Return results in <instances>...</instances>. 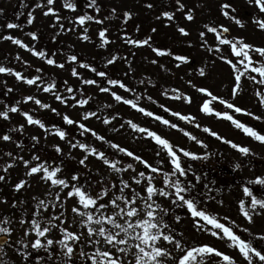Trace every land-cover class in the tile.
Wrapping results in <instances>:
<instances>
[{
    "label": "snow or ice",
    "instance_id": "6c2138e0",
    "mask_svg": "<svg viewBox=\"0 0 264 264\" xmlns=\"http://www.w3.org/2000/svg\"><path fill=\"white\" fill-rule=\"evenodd\" d=\"M246 2L257 10L251 17L253 25L258 31L264 32V0H246ZM55 3L56 0H37L32 10L27 12V23L29 25L34 23L35 8L44 9L43 14L45 16L49 14L53 16V24L50 26L58 29L56 36L77 31L82 41L92 42L99 49L105 50L107 55L102 58L103 69L98 68L93 62L81 59L76 53L68 54L65 56L64 62H58L54 58L56 53L50 55L46 49L37 50L34 44L30 45L10 33H0V39L11 41L13 44L32 53L35 57L45 61L49 66H55L61 70H64L66 65L69 66L68 71L71 77L77 78L80 85L95 87L98 93L110 96L111 101L100 102L98 95L89 94L84 87L69 86L67 80L58 82L52 76L46 75L44 69L40 67L35 69V75L28 76L12 67L0 65V74L14 75L18 81L34 86L38 92L51 94L56 101L66 107L81 108L82 114L79 119H74L67 113H61L58 108L53 107L50 103L42 101L38 95L23 97V102H32L39 109L49 110L60 116L63 124L75 126V132L83 139L70 134L64 127L46 123L35 112L21 108L20 100L15 101L11 106L5 104L4 109H0V118L10 120V113L22 114L27 125L38 126L43 131L45 139L48 135H56L60 140L66 141L70 148L81 150L84 155L79 160L80 165H85V161L88 160L89 156H92L98 158L106 166V171L112 175L106 176L97 170L95 175L98 179L93 181L90 179L91 170L84 176L79 171H75L69 179L61 175L63 160L57 162V160L42 159L35 151L31 153V159H25L23 155L13 154L11 151L7 152L6 155L10 160L3 165V172L7 173L8 169L14 166L18 160L25 167L26 178L38 174L49 189L45 195L50 199L32 197L35 204L30 218L26 219L22 216L17 221L21 226L27 224L25 236L30 232L35 233L36 236L35 241L31 245L25 243L24 248L28 249L30 246L31 249L50 251L51 247L56 244L60 248L58 255L53 254L55 255L56 264H74V258H78L81 264H238L235 257L219 250L209 242L188 244L183 241V232H177L174 224L181 223L184 216H187L192 220V228L195 233L208 234L224 243L229 249L238 250V254L245 264H264V247L254 245V241H264V231H253V228L257 227L256 217L264 216V196L258 197L255 194L256 191L264 193V187H261L264 186V178L257 177L256 180H249L247 185L243 187V193L246 197H250V202L246 203L245 199L238 201L239 213L242 214L248 225L241 226L231 216L220 215L204 206L208 201L215 199L212 189L209 185H205V191L196 190V185L200 182L201 176L196 174L191 163L184 165L180 155L191 158L192 161H197L207 160L211 155L210 153L205 152L203 156H199L183 147L174 146L169 139L156 131L142 126L131 118L125 119L121 113L115 111V105L128 106L148 118H153L163 125L178 130L206 149L208 145L198 139L196 135L187 132L185 128L180 127L179 123L165 118L166 114L171 113V116L176 117L178 121L191 124L195 117L182 115L180 111H172L163 104H160L159 107L163 109L164 114H157L142 105L141 102L144 100L156 103L152 95L149 94L146 97L144 95V91L148 89L149 85L163 96L167 97L171 93L173 100H186L189 104L193 100L191 96H185L178 89H169L160 85L159 82L152 79L153 74L137 78V69L134 67L137 55L135 49L145 46L150 49L154 55L144 57V59L149 64L155 65L163 73L173 71L164 62L166 58L177 62L175 63L176 69L187 66L185 75L195 73L199 77L206 78L208 65L201 62V65L197 66L190 53H177L171 45L160 46L151 34L139 37L136 35L140 32L141 26L139 24L135 25L134 33H129L127 25L136 15L130 9L121 12L116 6H111L106 14L102 16L104 6L99 3V0H87V7L92 12L85 11L75 17H64L54 7ZM22 6L27 7L28 5L24 3ZM145 7L153 9L155 5L146 2ZM197 7L201 13H205L206 10L210 11L208 0H202ZM62 8L76 12L78 10V0H63ZM177 11L181 12L183 18L189 23L196 22L198 15L196 8L186 6L182 0H174V4L166 5L165 9L156 16V20L164 21L165 27L174 26L180 37L188 38L191 36V30L176 18ZM219 11L224 18L233 22L240 29L246 28L245 21L237 14V8L228 0H222L219 4ZM3 12L4 9L0 8V15ZM18 15H24V13L20 12ZM113 17L121 20L115 35L119 37L123 44L134 49L131 51L130 56L122 55L119 50L108 52L109 46L116 43V40L111 38V29L105 26V22L111 21ZM65 20H67L68 26L65 25ZM90 22L101 26L98 29L95 41L92 40L89 34ZM5 26L7 29L22 28V25L14 22L0 25V28ZM157 31L156 27L151 28V33L154 34ZM209 34L214 35L213 45H210L207 39ZM26 35L32 41H38L36 31H30ZM178 43L188 48L198 46L218 57L222 63L230 66L233 77V86L229 91L230 99L213 95L208 86L197 85L191 79L187 81L188 85L197 92L207 93L212 100H219L226 109L218 111L214 107H210V101H204L202 103L203 113L230 121L236 129L242 130L249 137L264 143V134L234 118V115L230 114L229 111L234 110V113L247 112L245 108L234 103L243 88L242 77L254 84L264 86V44L249 42L245 36H234L229 25L217 23L213 20L202 22L197 30V40L195 42L191 39H180ZM225 48L229 49V55L224 54ZM15 59L21 61L22 57L17 53ZM120 61L127 66V71L121 75L126 79H135L139 87L129 85L126 79H122L120 76L114 77L110 74L108 71L109 66H113ZM22 62L24 65L32 67L29 61L24 60ZM212 63L214 64L215 61L213 60ZM80 68L90 71L95 78H86L79 71ZM59 83L64 85V92L67 95L60 91ZM117 89L123 90L128 95L120 94ZM6 91L12 92L14 89L7 87ZM255 95L258 102L264 105V87L257 90ZM89 105L91 106L87 107ZM247 114L253 115L251 112H247ZM117 117L124 119V123L120 124L119 128L113 124ZM91 119H95L105 126H110L114 132L128 127L134 132L142 134L145 139L154 141L161 150L156 153L157 157L161 155V152H165L170 170H164L165 160H159L160 166H156L144 159L142 155L96 131L88 124ZM255 119L261 120L264 117L255 116ZM195 126L197 128L201 127L199 124ZM23 130V124L18 127L13 126L8 132L0 135V140L15 142L17 148H22V142L15 141L9 132L22 133ZM203 131L229 144L233 149H238L245 156L251 151L249 147H242L239 143L226 139L225 136L209 127L203 128ZM89 134L100 144L89 142L87 140ZM31 139L34 142L32 147L35 148L36 144L40 142V137L33 135ZM102 145H107V149L101 150ZM52 147L58 155L64 154L59 144ZM68 155L70 157L71 153H68ZM124 157L131 158V162H125ZM137 164L141 165L142 168L138 169ZM240 167V163L235 164L236 169ZM126 173H129L127 178ZM189 173L196 177L195 183L187 179ZM157 174L161 175L162 186L155 183ZM26 178L20 179L13 186L14 189L18 191L23 187L30 186ZM5 179L6 176L0 174V181H5ZM133 185L143 188V191H138L137 187ZM94 186H96L95 191L93 190ZM161 197L168 199L171 206H164L159 200ZM70 198H78L70 209L73 214L71 220L68 219L67 212L69 210L66 208V201ZM3 202H7L6 198ZM18 203L23 202H14L13 207H16ZM219 203L223 205L224 201L220 200ZM50 208H59L61 211L45 215L44 213L48 212ZM177 208L184 210V216L180 214L173 215L174 209ZM170 216H172L171 220L169 219ZM77 218L79 220V232H73L64 226L66 223L75 224ZM11 223V217H0V236L4 237V242L0 243V252H3L5 246L9 243L12 232L11 227L4 225H10ZM53 229H59L63 234V238L55 241L48 238L47 234ZM242 234H247V236L245 237ZM41 238H44V241ZM77 246H79V251H76ZM30 255L29 251H25L23 259L28 260ZM53 255H49V261L53 260ZM40 264H44L43 257L40 258Z\"/></svg>",
    "mask_w": 264,
    "mask_h": 264
},
{
    "label": "rangeland",
    "instance_id": "374dc122",
    "mask_svg": "<svg viewBox=\"0 0 264 264\" xmlns=\"http://www.w3.org/2000/svg\"><path fill=\"white\" fill-rule=\"evenodd\" d=\"M18 1L19 0H0V8L4 9L3 14L0 15V25H6L8 22H10L5 19L6 14H8L18 5ZM62 2L63 0H56L54 5V7L59 10L61 16L75 17L85 11L92 12V10L87 7V0H78V10L76 12L62 8ZM146 2L153 3L155 7L153 9H148L145 7ZM182 2L188 7L196 8L198 13L196 22L189 23L183 18L181 12H176V18L180 21V23L191 30V36L188 38L180 37L175 31L174 26L165 27L164 21L156 20V16L165 9L166 5L174 4V0H99V3L104 6V11L101 13L102 16L106 14L107 10L111 6H116L121 12L125 9H130L134 12V14H136L134 15L133 20L127 25V31L129 33H134L135 25L139 24L141 26L140 32L136 34L139 37H145L146 35L151 34L153 35V39L160 46L171 45L177 53H190L193 56L197 66H200L201 62H204L208 65L206 78L199 77L195 73L185 75L187 66H182L180 69H176L175 63L177 62L166 58L164 62H166L167 66L173 71L170 73H163L155 65L149 64L148 61L144 59V57H151L154 55L150 49H148L146 46L135 49L137 55L135 57L134 67L137 69V78H142L145 75L153 74L152 79L159 82L160 85H163L165 88L169 89H178L180 92H183L185 96H191L193 100L191 104H189L186 100H173L171 98V93L167 97L163 96L159 91L149 85L148 89L144 91V95L145 97L149 94L152 95L156 103L144 100L141 102L142 105L146 106L148 109L156 112L157 114H164L163 109L159 107L160 104H163L172 111H180L182 115H190L195 117V120L189 124L188 122H179L176 117L171 116V113H168L165 116V118L171 120L172 122L179 123L180 127L185 128L187 132L196 135L198 139L206 143L208 147L206 149L203 148L201 144L191 140L188 136H185L178 130L163 125L153 118H148L137 111L130 109L128 106H124L123 104L115 105V111L121 113L125 119L131 118L135 122L140 123L142 126L156 131L158 134H161L163 137L169 139L174 146L183 147L186 150L195 152L199 156H203L205 152L210 153L213 155V159L217 163H220L223 160L226 167H228V171H230L228 175L225 176H221V174H219L215 175L217 178H214L213 174L205 171L206 168L200 169L197 166L193 168L196 174L201 176V179L206 178V185L214 188L213 196L215 199L208 202L209 209L220 215L226 214L231 216V218L236 220L237 224L241 226H248L242 214L239 213L238 201L240 199H245L246 203L250 202V197H246L243 193V187L247 185L249 180H256L257 177L264 178V143L256 141L254 138L243 133L242 130L236 129L230 121L209 116L208 114L203 113L202 103L204 101H210V107H214L218 111H224L226 109L219 100H212L211 97L207 95V93L197 92L190 85H188L187 81L191 79L197 85L208 86L213 95L230 99L229 91L233 86V77L230 66L222 63L218 57L208 53L198 46L195 48H188L179 44L178 41L180 39H191L195 42L197 40L198 28L201 26L202 22L209 20L229 25L234 36H245L249 42L255 44H264V32L258 31L255 25H253L251 17L256 13L257 10L254 7L248 5L246 0H228L229 3L237 8L238 16L245 21V29H240L233 22L228 21L221 15L219 11V4L222 2V0H208L210 11L206 10L205 13H201L200 9L197 7V5L202 2V0H182ZM27 3H29L28 0ZM36 3L30 4L31 7L29 8V11L32 10ZM43 13L44 9L35 8V21L33 24L29 25L27 23V14H25L21 22L22 28L7 29L5 26L0 28V33H10L13 36L21 38L24 42L29 43L30 45L34 44L37 50L44 49L40 46L41 42L37 43L36 41H32V39L26 35V33L30 31H36L40 41H42L44 38H48V40H50L53 44V48H56L54 50L51 48L46 50L50 55L52 53H56L54 58L58 62H64L66 55L76 53L81 59L93 62L98 68L103 69L102 58L107 55L105 50L99 49L92 42L82 41L77 31L67 32L56 36L58 29L50 26L53 24V16L51 14L45 16ZM64 23L66 26H68L67 20H65ZM120 24L121 20L117 19L116 17H113L111 21L105 22V26L110 27L111 29V38L116 40V43H113L109 46L108 52L119 50L122 55L130 56L131 51L134 49H132L131 46L123 44L119 37L115 35L117 32V27ZM100 27V25L90 22L89 34L93 41L97 39V32ZM152 27H156L158 30L154 34L151 33ZM207 39L210 45L214 44L213 34H209ZM17 53H19V55L22 57L21 61H17L15 59ZM224 54L229 55L228 48L224 49ZM230 58L235 59L234 57ZM24 60L29 61L32 67L24 65L22 62ZM213 60L215 61L214 64L212 63ZM0 65L12 67L28 76L35 75V69L40 67L44 69V73L46 75L52 76L53 78L57 79L58 82L67 80L69 86L84 87L85 91L89 94L98 95L100 102L111 101L110 96L98 93V90L95 87L80 85L77 78L71 77L68 71L69 66L66 65L64 70H61L55 66H49L45 61L35 57L32 53L13 44L9 40L0 39ZM79 71L86 78H95L94 74H92L90 71H86L83 68H80ZM108 71L114 77L120 76V78L126 79L121 75L123 72L127 71V66L122 61L117 62L113 66H109ZM126 82L129 85L139 87L136 84L135 79H126ZM242 83L243 88L238 94L234 103L239 107L245 108L247 112H251L253 115L250 116L247 114V112L234 113V110H229L230 114H233L234 118L239 119L242 123H246L248 126L254 127L257 131H260L261 134H264V119H255V116L264 117V105H261L258 102V98L255 95L256 91L264 86L254 84L245 77H242ZM0 86L14 89L12 92H7L11 95H9V106L13 105L15 101L20 100L21 108L35 112L46 123L52 124L56 114L50 112L49 110L39 109L38 106L32 102H23V97L27 95H38L42 101L50 103L53 107L58 108L61 113H67L74 119H79V116L82 114L81 108L66 107L56 101L51 94L38 92L34 86H29L22 81H18L14 75L0 74ZM58 87L63 94L67 95V93L64 92V85L62 83H59ZM117 91H119L122 95H128V93L124 92L123 90L117 89ZM90 106L91 105L87 107ZM4 107V104L0 103V109H4ZM10 117V120L0 118V135L4 134V131L8 132L13 126L18 127L19 125L23 124L24 130L22 133L9 132V134L14 137L15 141L22 142L23 147L17 148L15 142H5L0 140V151H3L0 153V174L6 176L5 181H0V217L9 216L12 218V223L10 225H4L11 227L12 232L9 237V243L5 246L4 251L0 252V258L2 260V264H5V262H7V264H29L31 260L23 259V255L25 251H30L31 247L29 246L28 249H25L23 245L25 243L31 245V243L35 241L36 236L35 233L31 232L25 236L24 233L25 229L27 228V224L21 226V224L17 221L22 216L26 219L30 218L35 204V201H33L32 197L35 196L41 199H50L45 195L49 189L48 185L40 179L38 174H34L33 176L26 178L25 167L18 160L15 162L14 166L8 169L7 173L3 172V165L10 160L6 153L11 151L13 154L23 155L25 159H31V153L34 151V148L32 147L34 142L32 141L31 137L36 135L40 137V142L39 144H36L35 150H37L36 152H38L40 156L43 155V158L41 157L42 159L57 160V162L63 160L64 164L63 172L61 173L62 176L68 177L70 179L72 173L75 171H79L82 176H84L85 174H88L89 170H91L90 179L94 181L98 179V177L95 175L97 170L106 176L112 174L106 171V166H104L98 158L92 156H89L88 160L85 161V165H80L79 160L84 155L81 150L70 148L66 141L60 140L56 135H48L45 139L43 131L39 129L38 126L27 125L25 117L22 114L10 113ZM122 123H124V119H121L120 117H117V119L113 121V124H115L117 128H119V125ZM88 124L90 127L94 128L101 134L106 135L114 142L128 147L135 153L142 155L144 159L154 163L156 166H160L158 163L159 160H165V165H163L164 170H170V165L166 159V153L161 152V155L157 157L156 153L161 150L154 143V141L145 139L142 134L134 132L128 127L114 132L111 130L110 126H105L95 119L89 120ZM196 124H199L201 127L197 128L195 126ZM205 127H209L212 130L217 131L220 135L225 136L226 139H231L233 142L239 143L242 147H249L251 150L250 153L247 156L241 154L238 149H233L229 144H226L223 141L212 137L210 134L205 133L203 131V128ZM68 132L77 136V138H81L79 137V134L76 132L74 133V131ZM87 140L92 143L100 144V142L95 141V138L91 137L90 134L88 135ZM55 144H59L61 146L64 153L63 155H58L55 152V149L52 147ZM104 149H107V145H102L101 150ZM68 153H71L70 157ZM180 155L184 165L190 163L191 158H185L182 156V154ZM124 160L125 162H131V158L124 157ZM236 163L241 164L239 169L235 168ZM137 168L141 169L142 166L137 164ZM128 175L129 173L125 174L126 178ZM22 178H26L30 186L23 187L17 191L13 186ZM187 179L196 182V177L191 173H189ZM155 183L158 186H162V178L160 174H157ZM219 184L222 185L215 187V185L217 186ZM133 186L137 187L135 185ZM95 188L96 186H94V191ZM137 190L143 191V188L137 187ZM255 194H257L258 197L264 196V193L259 191H256ZM5 198L7 201L6 203L3 202ZM77 199L78 198H70L66 201V208L69 210L67 212L69 220H71L73 216L70 209L73 204L77 202ZM159 200L164 206H171L168 199L161 197ZM220 200L224 201L223 205L219 203ZM14 202L23 203H18L16 207H13ZM60 211L61 209L59 208H50L49 211L45 212L44 214L49 215L51 212L59 213ZM175 214L184 216V210L178 208L174 209L173 215ZM169 219L171 220L172 216H170ZM256 223L257 227L253 228V231H264V216H257ZM64 226L73 232L80 231L78 218L75 224L66 223ZM174 227L176 228L177 232H183L182 239L188 244L209 242L210 244L215 245L219 250H222L226 254H231L233 257H235V259L238 261V264H245L242 257L238 254V250L229 249L224 245V243L208 234L201 235L199 233H195L192 228V220L190 217L184 216L182 222L174 224ZM47 235L48 238H51L54 241L63 238V234L59 231V229H53ZM242 235L245 237L247 236V234ZM41 240L44 241V238H41ZM254 245L264 247V241H254ZM33 250L35 253H52L51 255H58L60 252V248L56 244L51 247L50 251H45L44 249ZM85 250L87 251L88 249L86 248ZM76 251H79V246H77ZM74 261H76L75 264H81L78 258H74Z\"/></svg>",
    "mask_w": 264,
    "mask_h": 264
},
{
    "label": "trees",
    "instance_id": "16d2710c",
    "mask_svg": "<svg viewBox=\"0 0 264 264\" xmlns=\"http://www.w3.org/2000/svg\"><path fill=\"white\" fill-rule=\"evenodd\" d=\"M20 6L21 5H19L18 4V6L10 13V15H8V17H7V21H13L14 23H17V22H19V21H21L22 20V17H21V15H18V13H20L21 11H20ZM46 46H49V44H50V40H47V41H45V42H43ZM55 46H56V42H55ZM3 93H2V90H0V95H2ZM53 120V119H52ZM52 124H57V125H59V126H61V127H64L66 130H71V126L70 125H65V124H63V122H62V120H61V117H59V116H57V115H55V118H54V120L52 121ZM201 164H203L204 166H207V168H209L208 167V165H210V162H202ZM216 166L218 167V168H220V169H223L224 168V165L222 164V163H216ZM205 185L206 184H202V185H200V187L201 188H203V189H205ZM196 187H198L197 185H196Z\"/></svg>",
    "mask_w": 264,
    "mask_h": 264
},
{
    "label": "water",
    "instance_id": "95a60500",
    "mask_svg": "<svg viewBox=\"0 0 264 264\" xmlns=\"http://www.w3.org/2000/svg\"><path fill=\"white\" fill-rule=\"evenodd\" d=\"M4 242V237H0V243Z\"/></svg>",
    "mask_w": 264,
    "mask_h": 264
}]
</instances>
